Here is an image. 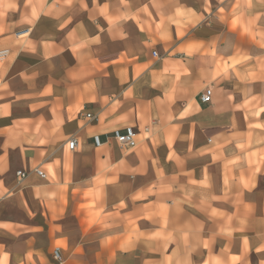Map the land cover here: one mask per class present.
<instances>
[{
	"label": "crops",
	"instance_id": "1",
	"mask_svg": "<svg viewBox=\"0 0 264 264\" xmlns=\"http://www.w3.org/2000/svg\"><path fill=\"white\" fill-rule=\"evenodd\" d=\"M0 29V264H264V0H0Z\"/></svg>",
	"mask_w": 264,
	"mask_h": 264
},
{
	"label": "rangeland",
	"instance_id": "2",
	"mask_svg": "<svg viewBox=\"0 0 264 264\" xmlns=\"http://www.w3.org/2000/svg\"><path fill=\"white\" fill-rule=\"evenodd\" d=\"M1 32V29H0ZM23 32L25 31H19L17 34H24ZM1 65V64H0ZM253 98H255L253 95H248V97H246L241 109L248 115H257L259 114L261 111L264 110V106H260L259 105V98L254 101ZM244 123L241 124V128L246 129L248 132L246 133V140L245 143L247 146L250 145H261L264 144V123L261 122L260 119L256 118V119H247L245 117V119L243 120ZM141 133L143 131V127L140 128ZM253 130H258L260 132H262V136L258 137L256 139H254L253 137H250L251 131ZM143 135H145L144 133H142ZM138 145V144H137ZM136 145V146H137ZM128 149V148H126ZM131 149V148H130ZM66 150V156L71 158V154ZM263 150H264V145L262 147V154L260 155V159L263 158ZM248 161H251L250 159H247ZM47 165H43L42 166V170H44V172L47 174V178L49 181H57V177L55 175V172H53V170L50 168H47ZM66 167H68V169H72V164L68 161H66ZM99 170L100 172H107L109 171V165L107 164H101L99 165ZM251 172H258L260 174H262V178L264 179V169L260 170L258 168H255L253 170H251ZM98 173L97 177L95 178V182L96 183H100L101 181V175ZM243 177V176H241ZM229 178H233V174H232V170H229ZM99 184L98 185H90V186H86L84 188H80L82 189L83 192V198L85 199L84 203L80 204L79 207L82 209L84 216H87L90 218V220L92 221L95 217H96V221L102 222L104 219L101 216V212L103 210L102 207H100V202H99V194H100V189H99ZM79 187H76V190H78ZM57 245H60L59 242L57 243Z\"/></svg>",
	"mask_w": 264,
	"mask_h": 264
},
{
	"label": "built area",
	"instance_id": "3",
	"mask_svg": "<svg viewBox=\"0 0 264 264\" xmlns=\"http://www.w3.org/2000/svg\"><path fill=\"white\" fill-rule=\"evenodd\" d=\"M9 53L8 48H0V61L4 60ZM153 55L156 54L155 51L152 52ZM200 101L202 103L210 102L212 98V87L207 86L204 88L202 93L200 94ZM85 117L88 119H95V116L91 113H85ZM112 137L125 148H133L137 144V131L131 125L124 126L122 128H116L111 132ZM101 135L96 134L93 135V143L95 146H99L101 144L100 140ZM67 148L69 150H74L77 146V138L75 136H71L66 141ZM34 171L40 176L45 177V173L39 167L35 168ZM17 177L20 179L26 176L25 171L18 170L16 172ZM52 259L56 264H63V258L61 256V251L59 246H55L51 252Z\"/></svg>",
	"mask_w": 264,
	"mask_h": 264
}]
</instances>
